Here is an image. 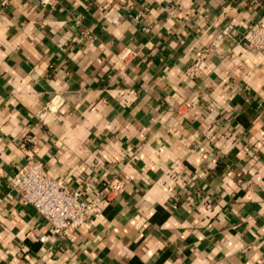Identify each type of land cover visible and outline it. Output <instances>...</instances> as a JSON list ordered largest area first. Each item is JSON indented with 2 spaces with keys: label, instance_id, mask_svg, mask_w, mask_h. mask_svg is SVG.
<instances>
[{
  "label": "crops",
  "instance_id": "0c3cea01",
  "mask_svg": "<svg viewBox=\"0 0 264 264\" xmlns=\"http://www.w3.org/2000/svg\"><path fill=\"white\" fill-rule=\"evenodd\" d=\"M260 19L264 0H0V264H264V50L229 37L186 74ZM28 156L123 188L59 241L10 188Z\"/></svg>",
  "mask_w": 264,
  "mask_h": 264
},
{
  "label": "built area",
  "instance_id": "2783aa9c",
  "mask_svg": "<svg viewBox=\"0 0 264 264\" xmlns=\"http://www.w3.org/2000/svg\"><path fill=\"white\" fill-rule=\"evenodd\" d=\"M42 4L52 3L54 0H39ZM6 4V0H2ZM228 25L224 27L212 40L211 47L202 49L198 57L187 67L189 77L200 76L204 72V61L213 49L218 48L225 39L235 37L238 43H245L256 50H264V20L252 23L237 34ZM132 51L126 50L119 57L125 61ZM132 162L136 155L130 157ZM129 178H133L132 175ZM10 188L17 194L18 203L31 205L43 217L49 226L52 236L59 241H71L75 237L77 228L90 218L99 221L105 208L109 205L111 196L117 195L123 188L124 180L118 179L108 183L107 191L97 192L92 196L83 190L72 189L68 177H52L45 169L41 160L28 156L24 163L18 166L10 177ZM47 237L41 235L39 241L44 243Z\"/></svg>",
  "mask_w": 264,
  "mask_h": 264
}]
</instances>
